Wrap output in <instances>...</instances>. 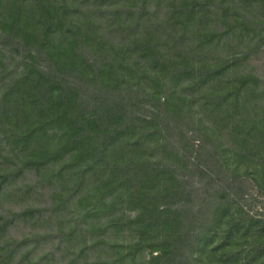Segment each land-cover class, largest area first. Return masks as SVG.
<instances>
[{
  "label": "rangeland",
  "instance_id": "1",
  "mask_svg": "<svg viewBox=\"0 0 264 264\" xmlns=\"http://www.w3.org/2000/svg\"><path fill=\"white\" fill-rule=\"evenodd\" d=\"M221 5L0 0V264H264V36Z\"/></svg>",
  "mask_w": 264,
  "mask_h": 264
},
{
  "label": "trees",
  "instance_id": "2",
  "mask_svg": "<svg viewBox=\"0 0 264 264\" xmlns=\"http://www.w3.org/2000/svg\"><path fill=\"white\" fill-rule=\"evenodd\" d=\"M222 5L217 9V15H219L218 20L214 19L219 25V28L210 30L209 35L211 38H216L217 42L222 40L227 34L235 33L236 35L248 36L253 39L258 36L260 39L264 36V0H221ZM188 4L183 5L187 8ZM182 7V8H183ZM209 9H207L208 11ZM212 10V11H213ZM191 11H195L192 8ZM209 21V19H208ZM173 23V21H172ZM171 23V24H172ZM202 22L201 24H204ZM170 24V25H171ZM154 45L153 36H150V44L148 49L154 53L155 50L150 46ZM156 48V47H155ZM238 55H233L230 58L223 61L221 56H216L214 59V71L216 74H221V71L225 69L224 62L227 65L235 64ZM249 79L250 76H246ZM245 85V82L241 83ZM236 90V97L240 96V86L234 87ZM228 94V93H227ZM242 142L249 140L252 146L257 145L259 149L264 148V117L262 116L258 121H252L250 124L243 127ZM246 142L243 144V148L246 147ZM249 146V145H248ZM239 200H241V207L244 213L253 211L250 201L252 197L247 193L240 195Z\"/></svg>",
  "mask_w": 264,
  "mask_h": 264
}]
</instances>
